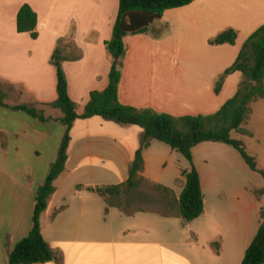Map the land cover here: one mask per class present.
<instances>
[{
	"label": "crops",
	"instance_id": "crops-1",
	"mask_svg": "<svg viewBox=\"0 0 264 264\" xmlns=\"http://www.w3.org/2000/svg\"><path fill=\"white\" fill-rule=\"evenodd\" d=\"M118 1L0 0V88L6 94L0 105V264H9L10 251L31 229L35 190L65 130L61 112L48 106L57 97L52 53L57 48L64 57L68 94L80 115L90 92L107 85L112 58L104 41L112 35ZM23 3L37 14L36 38L16 30ZM262 24L264 0H194L166 10L145 32L124 37L119 101L175 116L215 112L241 79L239 72L228 74L216 93L218 76ZM227 28L237 31L234 44L208 42ZM23 103L52 119L42 122L10 108ZM245 127L252 133L245 143L263 148L264 99L252 102ZM142 133L137 125L99 116L74 121L65 169L40 216L41 234L56 258L40 264H241L262 222L264 177L226 143L192 147L203 212L189 222L154 186L178 199L181 171L190 164L157 140L142 151L139 188L112 201L89 189L127 180ZM259 152L250 154L264 172ZM144 185L154 195L144 193Z\"/></svg>",
	"mask_w": 264,
	"mask_h": 264
},
{
	"label": "trees",
	"instance_id": "trees-1",
	"mask_svg": "<svg viewBox=\"0 0 264 264\" xmlns=\"http://www.w3.org/2000/svg\"><path fill=\"white\" fill-rule=\"evenodd\" d=\"M194 0H119L116 19L110 39L104 41L106 51L112 60L108 71V82L104 89L93 90L78 115L76 104L68 94L66 74L61 66L64 57L56 48L51 56V63L56 70L55 101L49 103L53 109L61 112L59 118L65 130L61 137L55 159L49 164L44 182L35 190L32 225L26 237L21 239L10 251L9 264H40L56 258V253L50 248L41 234L40 216L47 207L49 198L55 190L54 181L64 171L68 159L70 131L77 118L99 116L116 124L137 125L143 129L139 147L129 164L128 178L118 185H96L89 187L106 200H115L124 190L137 189L144 182L141 172L144 168L142 151L152 140L163 142L171 149L180 153L190 164L189 169L181 171L185 184L176 199L172 192L160 185H155L156 191L162 194L170 208L176 209L184 222H189L203 212V194L199 176L192 161V147L203 141L223 142L238 151L246 165L258 171L264 177V172L257 168L255 157L247 153L240 136H251L245 127L251 112V104L264 99V24L255 29L243 42L234 61L218 76L214 90L219 92L225 77L233 72H239L241 79L235 93L228 98L218 110L210 114L175 116L158 112L152 108H136L123 104L118 99V88L121 79V59L126 47L124 37L127 34L145 32L148 26L160 19L166 10L179 8ZM37 14L29 4L23 3L16 15V30L28 32L32 38L37 37ZM237 31L227 28L209 39L211 45L234 44ZM6 94L0 88V105L4 104ZM10 108L20 110L39 121L52 119L44 114L42 108L32 104H18ZM113 203V202H112ZM262 222L245 250L241 264H264V212H261Z\"/></svg>",
	"mask_w": 264,
	"mask_h": 264
},
{
	"label": "rangeland",
	"instance_id": "rangeland-1",
	"mask_svg": "<svg viewBox=\"0 0 264 264\" xmlns=\"http://www.w3.org/2000/svg\"><path fill=\"white\" fill-rule=\"evenodd\" d=\"M162 21V22H161ZM163 21L164 20H160V21H157V22H155L154 23V26H157V25H159V24H161V23H163ZM168 25H169V23H167ZM247 123V122H246ZM233 135L236 137V138H238L239 136H237L238 134L237 133H233ZM243 139V138H242ZM243 142H244V144H245V148H246V151H247V153L248 154H250V152H253V149H259V162H260V164H262L263 162H264V147L263 148H261V146H257L256 144H255V142H253L252 143V145L250 146V145H247V143H245V137H244V139H243ZM251 155V154H250ZM252 156V155H251ZM254 157V156H253ZM257 162V161H256ZM262 162V163H261ZM144 190V193H148L149 195H154L153 194V187H151V186H148V185H144V188H143Z\"/></svg>",
	"mask_w": 264,
	"mask_h": 264
},
{
	"label": "water",
	"instance_id": "water-1",
	"mask_svg": "<svg viewBox=\"0 0 264 264\" xmlns=\"http://www.w3.org/2000/svg\"><path fill=\"white\" fill-rule=\"evenodd\" d=\"M263 224H264V221H263Z\"/></svg>",
	"mask_w": 264,
	"mask_h": 264
}]
</instances>
